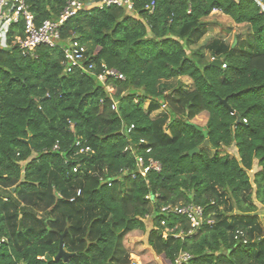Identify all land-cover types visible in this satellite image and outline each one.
Wrapping results in <instances>:
<instances>
[{
    "label": "trees",
    "instance_id": "1",
    "mask_svg": "<svg viewBox=\"0 0 264 264\" xmlns=\"http://www.w3.org/2000/svg\"><path fill=\"white\" fill-rule=\"evenodd\" d=\"M66 2L26 0L36 26L55 20ZM263 4L134 0L132 13L81 11L60 32L63 43L73 38L86 47L91 72L65 73L60 47L40 46L36 58L23 56L10 45L22 33L21 24L13 26L0 45V264H128L134 254L142 264H154V254L161 264H175L182 251L191 256L182 264H264V213L257 215L264 207ZM213 12L248 26L252 51L217 39L191 49ZM106 69L125 78L106 83L115 111L97 79ZM205 139L207 148L188 154ZM78 140L89 153L76 154ZM231 146L236 156L222 153ZM136 155L159 161L162 171L140 177ZM33 196L50 206L37 231L20 204ZM229 201L234 216L223 213ZM190 203L204 209L196 234L163 239L152 230L146 248L129 241L145 233L146 216L160 227L161 207ZM21 214L14 228L9 217ZM164 218L187 230L183 217ZM64 231V250L72 256L48 262Z\"/></svg>",
    "mask_w": 264,
    "mask_h": 264
},
{
    "label": "built area",
    "instance_id": "2",
    "mask_svg": "<svg viewBox=\"0 0 264 264\" xmlns=\"http://www.w3.org/2000/svg\"><path fill=\"white\" fill-rule=\"evenodd\" d=\"M154 7V2H151L145 6V10L149 14H152ZM109 8H122L126 12L132 13L134 11V0H67L55 20H46L40 26L35 25L34 17L28 9L26 0H0V45L5 46L7 44L6 35L10 33L11 28L21 24V35L14 34L11 37L10 45L23 56L36 58V49L40 46L47 48L60 47L63 55L61 65L65 73H72L77 69L83 72H91L94 69V65L86 60V47L73 38L63 43L64 40L61 38L60 29L68 19L75 17L81 11L92 9L105 10ZM102 67L105 68L104 66ZM222 67H225V65H222ZM97 79L106 88L111 99V109L115 111L117 102L111 96L113 87L106 86V83L109 79L124 81V76L114 69H106L97 75ZM75 149H77L76 154H87L90 152V148L82 143L81 140L76 141ZM149 152V149L145 150V154ZM135 168L137 174L142 178H146L150 173H160L162 171V165L159 161L143 155H136ZM77 170L78 166L73 168V172H77ZM127 172V170H124L122 174H130L132 179L136 178V172ZM79 194L80 191L77 192V195ZM159 214L162 215L160 227L153 226L151 231L160 230L163 239L172 237L173 239L184 240L185 237L196 234L204 222V209L193 203L180 206H163L160 208ZM168 216L183 217L187 223V230L177 231L180 223L169 226L167 220L164 218ZM147 220H150L151 223L153 222L150 216H146ZM3 242L4 240L0 239V245ZM190 259V254L182 251L175 258V264H182ZM132 264L137 263L132 262Z\"/></svg>",
    "mask_w": 264,
    "mask_h": 264
},
{
    "label": "rangeland",
    "instance_id": "3",
    "mask_svg": "<svg viewBox=\"0 0 264 264\" xmlns=\"http://www.w3.org/2000/svg\"><path fill=\"white\" fill-rule=\"evenodd\" d=\"M262 7L264 8V4L262 5ZM204 22H205L204 25L206 27V32L197 41L196 45L191 46V49H196L198 47H204V49H205L206 45L210 44L214 39H217V40L224 41V44L227 47L231 46L233 48L238 43V44H241L242 50L252 51V50H250L249 45L246 43L247 40L250 38V33H251L250 28L248 26L236 25L228 17L220 14L219 12H213L206 19H204ZM204 53L207 56V58H209L211 55L210 52L207 51V49H206V51H204ZM212 59H214V58H210V60H212ZM182 82L184 85H186V87L191 86V83L186 78H184ZM169 85L174 87L176 85V83L171 82ZM223 152L228 153L230 156H236L237 155L236 149L234 146H231L227 149H222V153ZM256 170H257V166L255 164L254 168L249 173L251 178H252L253 173H255ZM9 192L10 191L8 190V194H9ZM39 198L40 197L37 198L36 196H33V199H32L33 202L31 201V203H30V202L21 201V203H20L21 207L25 208L26 214L28 215V217L26 218L27 223L32 224L34 226L35 231L38 230L39 221H41L44 217H46L47 211L50 210V206H49V208H46L45 205L43 206V203L40 202ZM251 198H252V200L255 201L254 192L252 193ZM222 200H224V198ZM25 203L26 204L28 203V205H25ZM221 207H224V209L223 208L222 209H223V213L225 215L235 214V211L233 210L230 201L226 202V203L223 202ZM7 209L12 215L14 214V207L12 205L9 206ZM257 213H258L257 215L262 217V215L264 213V207L262 208L259 205ZM21 217H22V214L19 215L17 219H15L14 217H11V216L9 217L12 225L14 224L13 225L14 228L17 226V223ZM32 219H34V220H32ZM147 221L148 222H146L147 225H146L145 233H138L135 235V237L130 238L129 241L132 244L143 245V247L146 248L145 245L147 244V236H148L149 232L151 231V229L153 228L151 221L150 220H147ZM152 256H153L154 264H161L160 259L157 258L155 256V254ZM132 262L137 263V264H142V260L139 258L138 255H135V254L130 255V259H129L128 264H132Z\"/></svg>",
    "mask_w": 264,
    "mask_h": 264
},
{
    "label": "water",
    "instance_id": "4",
    "mask_svg": "<svg viewBox=\"0 0 264 264\" xmlns=\"http://www.w3.org/2000/svg\"><path fill=\"white\" fill-rule=\"evenodd\" d=\"M212 64H213V66L219 68V67H221V60H213V63H212ZM223 104H224V105L226 104L225 100H224ZM198 130L201 131V132L206 136L207 133H206L205 130L200 129V128H198ZM28 143L30 144L31 141L28 140ZM208 145H209V144H208V140L205 139L204 142H203L199 147H197V148H195V149L189 151L188 154L192 156V155L196 154L200 149L207 148ZM133 149H134V148H133ZM66 232H67V231H64V232L62 233V235H60V237H59V247H58V253H57V255H56L54 258H49V257H47L46 260H47L48 262H50V261H54V260H60V259H62L63 261L66 262V261L72 256V254H70V253H68V252H66V251L64 250L63 238H64Z\"/></svg>",
    "mask_w": 264,
    "mask_h": 264
}]
</instances>
